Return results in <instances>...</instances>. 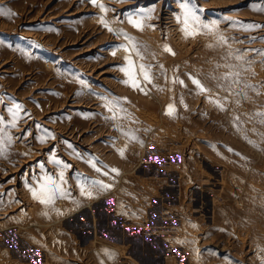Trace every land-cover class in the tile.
<instances>
[{
  "label": "rangeland",
  "instance_id": "rangeland-1",
  "mask_svg": "<svg viewBox=\"0 0 264 264\" xmlns=\"http://www.w3.org/2000/svg\"><path fill=\"white\" fill-rule=\"evenodd\" d=\"M185 4L214 32L186 39ZM260 9L264 0H0V264H264ZM129 55L152 65L146 95L123 83ZM228 71L241 73L232 94L209 79ZM244 83L261 94L236 96ZM208 96L227 97L226 110ZM49 177L70 195L45 205L30 189ZM85 178L110 187L82 195Z\"/></svg>",
  "mask_w": 264,
  "mask_h": 264
},
{
  "label": "snow or ice",
  "instance_id": "snow-or-ice-1",
  "mask_svg": "<svg viewBox=\"0 0 264 264\" xmlns=\"http://www.w3.org/2000/svg\"><path fill=\"white\" fill-rule=\"evenodd\" d=\"M93 4H96V0H91ZM101 7L102 11H107V9L104 8L103 5H99ZM261 11H264V9H260ZM154 11V9H149L148 13H145L143 15L144 19H149L151 12ZM177 21L182 23L181 31L184 34V37L187 39L189 37H196L198 35L202 34H211L216 29V21H212L210 23H203L200 19V16L197 14V10L193 9L189 5L185 4L182 9V16L176 17ZM128 22L132 24L135 28L139 30H143L144 24L142 19L140 18H133L129 17ZM101 23H104L105 27H108L107 23L102 19ZM249 27H259L257 25H252ZM109 31H113L112 28L108 29ZM125 39L129 40L131 45V51L135 52L136 56L143 60L144 57L142 53L140 52L136 42L129 38L127 34H124ZM217 44L219 46H223L227 44V39L224 36H219L217 39ZM122 47V46H121ZM208 47H214V45H208ZM125 51H129L128 48H125ZM164 51L169 52L171 54H175L172 52V49L165 46ZM115 55V53H113ZM231 55V53H229ZM236 59L242 60L243 57L237 56ZM127 60V66L125 68H122L121 71L125 73V75L128 77V79L124 80L123 83L132 87L133 89H139L141 92H144L146 95L147 92H145V87L142 85L151 84L153 81V74H152V65L148 64L145 65L143 63L137 64L135 61L131 59V55L126 57ZM159 67L162 69L163 65H159ZM217 67H220V65H217ZM225 67H229L228 65H225ZM163 74V73H162ZM167 79V77H166ZM189 79L192 80V83L196 86L198 89V92L201 94H207L212 91L211 88L206 87L198 78H195L191 75H189ZM209 79L214 80L217 82L216 87L223 90L228 91L230 94H232V89L235 87H238L241 85V73L239 71L232 72L228 71L225 73L220 74L219 76H215L212 74H209ZM179 83L181 85L184 84L183 80H179L178 77H172L171 83ZM155 87V85H153ZM246 89H252L253 91H256V86L251 85L248 83H244L243 87L239 88V91L235 92V95L238 97H242L244 99H248L247 91ZM261 93L256 91V95H260ZM209 102L215 104L218 108H220L221 111H225L224 104L221 102V100H227V97H214V96H208ZM235 103L239 104V100H236ZM112 106H109V104H106L105 107L108 108L109 112H113V119L116 118V109L119 108L120 102L119 100H113L110 102ZM17 109H19V105L16 106ZM167 115L174 116L175 115V105L169 104L167 107ZM256 115L264 117V112H258ZM15 117V113L13 114ZM239 117H234V122H238ZM264 123V120L261 121ZM13 127H15V119L13 120ZM124 135H129L128 133H124ZM131 139L135 140L136 137L134 135L131 136ZM41 142H43V137H41ZM249 143H252V141H249ZM231 151V149H229ZM121 155H123V151L121 150ZM59 163V161H57ZM91 163V161H90ZM67 167V165H65ZM92 167H96L95 163H92ZM96 171H100L99 168H96ZM112 172H116L118 174L117 169H111ZM104 175H107V173H104ZM61 181L63 180V172L60 174ZM96 187L99 189H107L110 187V185L103 184L100 181H88L87 178H85V182L80 185L81 194L91 197L92 191L91 188ZM32 191V195L34 199L39 200L40 203L48 205L54 202V199L57 194H59L61 197L67 198L70 193H68L65 189L61 187V185L57 184L55 180L52 178H47L44 183H42L39 186V189H30ZM106 254L107 251H106Z\"/></svg>",
  "mask_w": 264,
  "mask_h": 264
}]
</instances>
